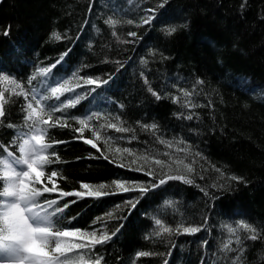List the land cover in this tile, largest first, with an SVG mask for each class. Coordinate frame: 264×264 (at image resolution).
Listing matches in <instances>:
<instances>
[{"label": "trees", "instance_id": "1", "mask_svg": "<svg viewBox=\"0 0 264 264\" xmlns=\"http://www.w3.org/2000/svg\"><path fill=\"white\" fill-rule=\"evenodd\" d=\"M149 16L152 21L142 24ZM108 19L116 25L106 24ZM171 27L177 31L167 35ZM40 68L51 72L38 76ZM0 76L21 83L29 97L47 95L49 85L65 81L73 91L60 100L84 97L75 107L54 113L71 126L48 129L46 142L64 143L49 150L59 162L51 157L52 163L43 166L58 171V191L41 200L68 204L57 217L65 230L99 235L123 227L94 248L55 254L60 261L264 264V0H0ZM97 78L99 86L84 84ZM10 87L0 85V91ZM5 95L11 102L4 119L19 126L25 114L21 105L26 108L28 101L11 91ZM58 103L55 98L44 102ZM89 117L82 134L73 131L80 127L77 119ZM110 123L128 131L117 132ZM81 135L97 148L83 143ZM13 140L12 128H0V141L9 145ZM123 148L132 154L116 151ZM0 153L6 154L3 147ZM185 165L192 168L186 173L191 185L167 180L141 194L120 192L112 183L150 186L164 173H185ZM148 169L154 175H146ZM48 175L43 183L51 188ZM82 182L104 183L109 185L104 191L116 194L59 197V191H83ZM129 200L139 201L134 209ZM156 219L173 232L157 236ZM181 223L201 231L178 234ZM139 251L150 255L137 258Z\"/></svg>", "mask_w": 264, "mask_h": 264}, {"label": "snow or ice", "instance_id": "2", "mask_svg": "<svg viewBox=\"0 0 264 264\" xmlns=\"http://www.w3.org/2000/svg\"><path fill=\"white\" fill-rule=\"evenodd\" d=\"M151 21L152 17L149 16L142 20V24H148ZM105 23L109 26H115L117 22L114 19H108ZM128 23H132V21L128 20ZM176 31V27H171L166 29V34L172 35ZM3 34L8 35V30L5 29ZM129 35L135 36L136 34L129 33ZM53 36L57 40L60 39V36L56 33H53ZM62 59L63 57L60 58V60ZM60 60L56 63H60ZM55 66V64L52 65V67ZM50 72V68H40L37 75L44 77L49 75ZM32 79L35 80L36 77ZM99 83L101 82L98 78L96 80H84V84L88 85L97 84L99 86ZM103 83H107V81H103ZM69 84V81H65L64 83H57L56 86L49 85V94L43 96L33 94L29 97L21 87V83L9 79L7 76H0V85L11 86L0 91V128L7 126L12 128L14 133V140L9 145H5L3 141H0V147H3L6 151V154L0 153V264H66V262H62L59 259V256H64L66 250L85 247L94 248L95 245L104 244L110 241L112 236L116 235L120 231V228L123 227L122 225L117 227L116 231L111 234L101 233L99 235L95 231L82 232L80 229L65 230L60 227L61 221L57 217L62 216L68 204L60 205L57 199L47 197L41 200V197H44L45 193H56L58 191L59 186L55 182L58 171L45 169L43 166L52 163L51 157H56V162H59V157L56 152L54 150L50 152L49 150L53 149L54 144L64 143L63 141L46 142L45 137L48 129L51 127L63 128L71 126L66 121L62 122L60 118H56L54 113L63 112L64 109L75 107L84 99L83 96L77 95L75 99L65 97L67 103L60 100V97L65 92L73 91L69 87ZM9 91L14 92L17 96H23L24 100L28 101L26 108L21 105V111L25 114L22 115L23 123L19 126L12 122H7L4 119L7 115L5 105L11 102L5 95ZM149 91L157 100L161 99V96L157 95L151 88H149ZM184 95L188 96L189 93L185 92ZM51 98H55L59 103L45 106L44 102ZM40 114L43 115L40 116ZM90 119L91 117L88 119H77L75 122L80 127L78 129L73 128V131L82 134L84 128L89 125ZM187 119L191 120L192 116L189 115ZM41 125L47 127H42ZM107 126L109 128H115L117 132L128 131L126 128L118 127L116 123H110ZM150 127L155 128L156 125L153 124ZM93 135L96 136V139L100 138L96 132H93ZM80 138L83 140V143L90 145L92 148H97V145L93 143L92 139L83 138L82 135ZM161 143L164 142L161 141ZM12 149H17L18 154ZM116 151L128 153L129 155L132 154L129 148L116 149ZM89 155L91 156V154ZM101 155L104 154L101 153ZM104 158L109 159L108 156H104ZM139 158L147 159L146 157ZM110 162L114 161L110 160ZM131 163L135 164L136 160H133ZM154 163L163 166V161L159 159H156ZM119 166L123 167V164ZM184 168L185 173L183 174L180 173L179 169L176 170L177 174H172L171 172L164 173L159 178L158 183L153 182L150 186L132 188L127 181L121 180H114L112 183L115 189L120 192L139 190L141 194L164 185L167 180H179L191 185L194 181L186 173H191L192 168L187 165ZM134 170L139 171L141 169L137 168ZM47 171H50V175L47 176V183L52 185L51 188L45 186L43 183ZM145 174L154 175L151 169H148ZM221 175L223 174L221 173ZM229 179L239 182L242 178L230 176ZM36 185H41V187L37 188ZM79 187L83 191H59V197L74 196L77 199H82L85 196L98 198L116 194L115 191H104L106 187H109V185L104 183L93 185L88 182H82ZM221 187L223 186L221 185ZM201 191H204L205 195H209L204 189H201ZM138 202V200L126 201V203L131 205L132 209L136 207ZM111 215V213H108V216ZM155 224L159 229L156 232L157 236L161 233L173 232V229L164 226L160 219H156ZM200 231V227L186 226L183 223L175 228L176 233L186 235H193ZM229 232L234 233V229L230 228ZM68 238L84 239L88 243L77 244ZM250 239L256 240L257 236L252 235ZM224 247L226 250L231 251L228 244H225ZM57 253L59 256L54 255ZM148 255L150 253L146 251L136 253L137 258ZM95 264H101L99 258L95 260ZM165 264H167V261H165ZM233 264H236V261H233Z\"/></svg>", "mask_w": 264, "mask_h": 264}, {"label": "rangeland", "instance_id": "3", "mask_svg": "<svg viewBox=\"0 0 264 264\" xmlns=\"http://www.w3.org/2000/svg\"><path fill=\"white\" fill-rule=\"evenodd\" d=\"M68 239H71L74 243H77V244H80L79 242H77V240H82V239H77V238H68ZM76 248H72L71 250H74ZM71 250H66V251H71ZM65 251V252H66ZM58 254V253H57ZM55 255V254H54Z\"/></svg>", "mask_w": 264, "mask_h": 264}]
</instances>
